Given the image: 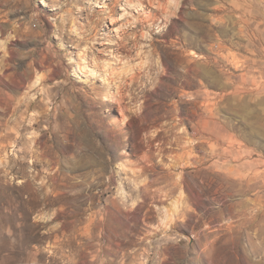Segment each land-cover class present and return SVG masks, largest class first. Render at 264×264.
<instances>
[{"label":"rangeland","instance_id":"1","mask_svg":"<svg viewBox=\"0 0 264 264\" xmlns=\"http://www.w3.org/2000/svg\"><path fill=\"white\" fill-rule=\"evenodd\" d=\"M0 264H264V0H0Z\"/></svg>","mask_w":264,"mask_h":264}]
</instances>
